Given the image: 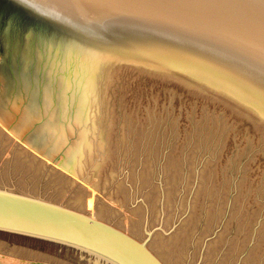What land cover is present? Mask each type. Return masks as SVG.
<instances>
[{"label":"rangeland","instance_id":"obj_1","mask_svg":"<svg viewBox=\"0 0 264 264\" xmlns=\"http://www.w3.org/2000/svg\"><path fill=\"white\" fill-rule=\"evenodd\" d=\"M150 1L179 7L175 0ZM200 1L190 5L198 14L178 2L182 15L194 12L193 22L212 23L214 14L203 19L201 10L213 5L228 21L207 25L226 31L236 26L234 18L248 19L253 11L264 34V0ZM21 22L0 9V54L11 63L9 74L27 84L39 113L29 128L32 141L45 137L52 153L44 157L0 124V189L94 215L149 240L164 264H264L262 88L205 56L169 46L139 49L118 34L102 38L119 45L74 48L66 65V38L36 35ZM252 25L235 28L248 35L238 41L264 58L261 39L246 31ZM42 125L48 135L36 132ZM3 257L22 264H105L0 232Z\"/></svg>","mask_w":264,"mask_h":264},{"label":"bare ground","instance_id":"obj_2","mask_svg":"<svg viewBox=\"0 0 264 264\" xmlns=\"http://www.w3.org/2000/svg\"><path fill=\"white\" fill-rule=\"evenodd\" d=\"M12 1H17L18 3L20 2L21 4H19L31 15L45 16L49 14L56 16L57 18H61L63 21L68 22L69 25L80 29L90 36L109 37V35L111 34L121 35L120 37H125V42H127V45L133 47L137 46V48L139 49L146 44L145 41H148L147 39L164 38L168 41L174 40L178 43L181 42L198 51L199 53L202 52L206 54L205 57L207 56L214 61L220 62L224 66L232 68L233 72L242 74L243 77L257 83L258 86L262 87V89L264 90V63H261L264 61V58H257L255 56V53H251L248 51L245 52L242 47V43L238 41V38L241 39L244 36L245 38H247L248 35L241 34L239 30L235 29L238 28L239 25L247 27L245 26L246 22L250 24L253 22L252 29H256L252 30L248 26L247 29L249 30L246 29V31L250 32L249 35H252V40L259 42L261 39L262 43L264 44V34H261L260 31L258 32L259 28L258 24H256L257 20L255 18L257 16L253 11L250 13V16H247L248 19H242L239 17L234 18V22H230L236 25L233 26L234 29L228 30L227 28V30L224 31L225 29L223 30L219 26H216L217 23H214V21L218 22V24L224 23L225 20H227L225 19V16L227 14H224L223 10L218 11L216 7H212L213 5L211 7H207L209 8L208 10H201L202 12H205L202 13V16H205L203 14H207L210 12L214 14V18H211L213 21L212 23L209 21L208 23L204 22V24L202 23V20L200 22H193L195 21V19L191 20L189 18L196 17V14H194V12V16L192 13H189V15L188 12H184V14H188L185 15L187 17H184V15H182L181 13L182 8H179L181 4L179 5L178 2L182 1L183 5L185 4L188 6H186L187 8L184 9L185 11L186 9L192 11L198 10V8H191L190 5L192 3V0L173 1L174 4H176V7L179 6L175 10H172L175 7H172L173 4L170 2V4L172 5L169 7H172L170 9L172 10V12L174 11V15H171L163 9L162 5L164 4L159 6L157 3V5H155L156 3L153 4L150 0ZM159 2H161V0ZM197 2L202 1L197 0ZM167 3L168 1L165 3V5ZM222 4L223 2L220 3L221 7L227 6V4ZM165 5V8L168 7V5ZM169 7L167 10H169ZM198 11L195 12L197 13ZM218 12L220 13V15L216 17ZM206 17L207 16L202 18L206 19ZM200 19L201 18H199V20ZM210 23L216 24L215 27H210L212 30H210L209 28L210 25H207ZM201 27H208L209 29L207 28V31H203ZM120 32H122V34H119ZM151 49L155 48L152 47ZM28 90V87L25 85L22 86L21 89H11L10 87L7 88L5 86L3 76L0 74V124L4 128H6L10 134L18 137L28 146L33 148L36 152H40L42 155H45L44 157L50 156L52 152L46 153V148L43 144L46 143L44 142L45 137L40 142H33L31 134H29V128L31 127V125H33V121L39 119V113H35L34 111V109L37 108H35L36 105L32 103L33 100L31 99ZM43 102V107L47 108L46 100H43ZM42 128H45V126L42 125L41 127L37 128L36 132L38 133L40 131L41 134H44V131L42 132L41 130ZM48 134L49 133L46 132L44 135ZM88 206H91L90 200L88 201ZM89 216L91 218L100 220L94 217V215ZM122 232L129 235L125 231ZM147 235L150 236L149 233H147ZM141 242H144L145 246L149 249V240ZM94 258L96 259V263L102 261L105 264H111L106 260L101 259V257L99 256H94ZM157 258L161 261L159 257ZM1 259H3V261H5L7 264H22V262L14 261L10 258L3 257Z\"/></svg>","mask_w":264,"mask_h":264},{"label":"water","instance_id":"obj_3","mask_svg":"<svg viewBox=\"0 0 264 264\" xmlns=\"http://www.w3.org/2000/svg\"><path fill=\"white\" fill-rule=\"evenodd\" d=\"M19 3L12 0H0V9L7 10L11 16L22 21L23 24L22 22L21 24L26 29L37 33L36 35L48 34L66 38L64 45L66 47L63 49L66 55V65L73 61L74 48L85 51L93 47L119 45L102 37L90 36L56 16L31 15ZM147 40L145 47L169 46L195 53L199 58L206 55L174 40L168 41L164 38ZM120 46L123 45L120 44ZM123 47L129 48L126 45ZM206 58L209 61L212 60L207 56ZM131 64L138 65L134 61H131ZM10 66L11 63H6L1 57L0 74L7 83L5 86L11 89L22 88L24 80L15 79L12 73L9 74L7 70ZM251 84L259 87L255 82ZM0 232L58 244L92 257L99 256L111 264H163L145 246L144 242L127 235L116 227L91 218L85 213L2 189H0Z\"/></svg>","mask_w":264,"mask_h":264}]
</instances>
